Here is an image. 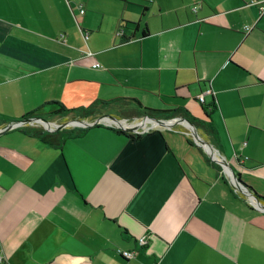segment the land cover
<instances>
[{
    "label": "crops",
    "instance_id": "crops-1",
    "mask_svg": "<svg viewBox=\"0 0 264 264\" xmlns=\"http://www.w3.org/2000/svg\"><path fill=\"white\" fill-rule=\"evenodd\" d=\"M262 7L263 0H0V129L29 114L60 118L61 108L136 99L210 123L215 135L195 132L232 168L228 178L221 165L217 172L180 129L133 140L108 124L67 127L58 131H84L60 148L39 136L50 132L45 125L11 129L0 135V264H264V200L256 207L229 184L239 176L264 197ZM122 20L139 27L124 44ZM201 94L206 106L215 101L207 113ZM114 114L108 106L85 119L68 116L95 122Z\"/></svg>",
    "mask_w": 264,
    "mask_h": 264
},
{
    "label": "trees",
    "instance_id": "trees-1",
    "mask_svg": "<svg viewBox=\"0 0 264 264\" xmlns=\"http://www.w3.org/2000/svg\"><path fill=\"white\" fill-rule=\"evenodd\" d=\"M139 30L138 24H127L126 21L122 20L119 24V29H118V35L117 37L119 38V42L121 44L128 43L132 41L137 34ZM143 34L147 33L146 30L142 32ZM108 106H113L117 109V112H128V116L124 115L125 118L129 119H134V118H140V117H149V118H154L159 117L162 114H172V116H181L184 118H188V120L197 128H203L207 131L208 134H211L212 136L215 135V129L214 127L208 123L204 122L202 120H199L195 117H193L187 110L183 108H177L175 110H168V111H163V110H154L150 108L144 107L139 101L136 99H127V98H118L112 101H96L89 107H81L77 109H67V108H61L60 111L56 112L55 114L62 115V116H68L70 114H74L76 117H80L82 119L94 116V115H99L104 113V110ZM203 109L207 113L208 108H215V101L208 106L203 104ZM29 117H32L33 115L29 114L27 115ZM29 117H24L29 118ZM113 130L119 134V135H124L130 139H140L141 135L140 134H133V133H128L122 129H115ZM83 129H71V130H62L58 132H46L42 130L39 136L48 143L52 147H58L60 148L65 140L68 138H71L74 135H78L81 132H83ZM189 144H193V142L189 141ZM206 162L211 165L217 172H222V169L220 165L212 162L208 157L205 156ZM238 180L240 181L239 176H237ZM223 181L227 183L226 179L223 177ZM243 185L250 191L252 192L256 198L264 200V197H261L255 193V191L247 186L246 184L243 183Z\"/></svg>",
    "mask_w": 264,
    "mask_h": 264
},
{
    "label": "water",
    "instance_id": "water-1",
    "mask_svg": "<svg viewBox=\"0 0 264 264\" xmlns=\"http://www.w3.org/2000/svg\"><path fill=\"white\" fill-rule=\"evenodd\" d=\"M107 118H110V120L111 121H113L114 123L113 124H115V127H117V128H121V129H123V130H125V131H128V132H135V131H137L138 130V128L140 127V124L142 123V122H145V121H154V122H157V123H159V124H166V123H168V122H172L173 120H169V121H165V120H160V119H154V118H149V117H143L144 119H143V121L142 122H140V121H138V120H135L134 122H132L131 124H129L127 127H122V126H120L117 122H116V120H114L113 118H112V116H110V115H103V116H101V117H99V118H97L96 119V121L92 124V125H95V124H97V123H99V122H107ZM176 119H179V120H182V121H184L185 123H187L189 126H190V130L192 131V130H194L195 129V131H196V128H195V126L188 120V119H186V118H184V117H178V118H176ZM175 120V119H174ZM33 122H42V124H44V123H48V122H46V121H41L40 119H38V118H31V117H29V118H25V119H22V120H20V121H17V122H14V123H11V124H9L8 126H6L4 129H0V135L2 134V133H4V132H7V131H10L11 129H15L17 126H19L18 124L19 123H25L26 125H28V124H31V123H33ZM69 123H71L70 125H67V126H61V127H58V129H62V128H65V127H68V126H72V127H89V126H91V125H89L88 123H86V122H84V121H76V120H74V121H70ZM68 123V124H69ZM175 124H178L177 122H175V123H173L172 125H170V127L169 126H164V128L163 129H159V128H154L156 131H159V133H161V131L162 130H166V129H171L172 128V126H174ZM153 128V127H152ZM46 130H48V131H51V129H48V128H46ZM197 132V131H196ZM195 136L197 137L198 135L195 133ZM194 136V137H195ZM196 139V138H195ZM196 141V140H195ZM200 142H201V144H199L197 141H196V144H197V146L199 147V148H201L203 151H205L209 156H210V154H209V150H207L206 149V147H207V144H206V142L205 141H203L202 139L200 140ZM211 157V156H210ZM211 159L214 161V162H216V163H218L219 165H221L222 167H223V170H224V173L226 174V176H227V171H226V169H225V167H227L228 166V168L231 170L232 168H231V166L225 161V159L224 158H222V159H224V163H220V162H218V161H216V160H214L212 157H211ZM226 165V166H225ZM232 171V170H231ZM228 178V177H227ZM228 182H229V180H228ZM231 183V184H230ZM229 184L234 188V189H237V190H239V191H243L244 189L246 190V191H243V192H247L245 195L246 196H248V198L250 199V201H251V203L252 204H254L256 207H259V202H258V199L256 198V196L252 193V192H250L245 186H243L240 182H238L237 181V183L234 185L232 182H229Z\"/></svg>",
    "mask_w": 264,
    "mask_h": 264
},
{
    "label": "bare ground",
    "instance_id": "bare-ground-1",
    "mask_svg": "<svg viewBox=\"0 0 264 264\" xmlns=\"http://www.w3.org/2000/svg\"><path fill=\"white\" fill-rule=\"evenodd\" d=\"M264 1V0H263ZM205 102V101H204ZM201 103V102H200ZM203 104V103H202ZM143 119L144 118H136V119H134L132 122H134L135 120H138V121H140V122H142L143 121ZM107 120V122H99V123H97V124H95V125H101V124H108V125H111V126H113V127H115L114 125H113V121H111L110 120V118H107L106 119ZM117 121V120H116ZM86 123H88L89 125H91V126H93L92 124L94 123V122H88V121H85ZM131 122V123H132ZM175 122H177V123H184V124H186V125H188L187 123H185L184 121H182V120H179V119H175V120H173L172 122H168V123H166L165 125L163 124V125H157V124H155V123H153V122H151V121H145V122H142L141 124H140V127L139 128H143V129H145V128H148L147 126H151V127H153V128H159V129H161V128H164V126H170V125H172L173 123H175ZM36 122H33V123H31V124H35ZM130 123V124H131ZM71 123H69V124H66V125H64V124H62V125H57V124H47V123H45V124H42V126L44 127V125L45 126H47V127H44L45 129L46 128H50V129H56V130H61V129H58V127H61V126H67V125H70ZM129 125V124H128ZM127 124L125 125V126H128ZM189 126V125H188ZM190 127V126H189ZM65 128H67V127H65ZM63 129V128H62ZM115 129H121V128H117V127H115ZM123 130V129H122ZM125 131V130H124ZM51 132V131H50ZM126 132H128V131H126ZM148 132H152V131H149V130H137V131H135V132H128V133H133V134H141V133H148ZM192 132L194 133V135H195V129L194 130H192ZM197 134V133H196ZM195 138L200 142V138L197 136H195ZM201 143V142H200ZM206 149L207 150H209V154H210V156L214 159V160H217V161H221V157H220V155L218 154V153H216V152H214V151H212L211 149H209V147H206ZM226 166V165H225ZM225 169H226V171H228V166L227 167H225ZM223 172H224V170H223ZM237 179L236 178H234V182L235 183H237ZM239 182V181H238ZM247 193V192H246ZM144 239H145V245H146V243H147V239L144 237ZM141 240V239H140Z\"/></svg>",
    "mask_w": 264,
    "mask_h": 264
},
{
    "label": "rangeland",
    "instance_id": "rangeland-1",
    "mask_svg": "<svg viewBox=\"0 0 264 264\" xmlns=\"http://www.w3.org/2000/svg\"><path fill=\"white\" fill-rule=\"evenodd\" d=\"M127 115L128 116V112H124V110H123V112H117V114H114L113 116H112V118L114 119V120H117L116 122L120 125V126H122V127H127V126H125L126 124L128 125V124H130L134 119H129V118H125V116ZM46 116H49V118H50V122L51 123H53V124H57V125H62V124H64L66 121H70V120H72L73 118H72V116H68V117H53V116H50V115H46ZM102 116V115H101ZM100 116H95V117H92L91 119H89L90 121H94V119H97V118H99ZM175 117H181V116H175ZM142 117H140V119H141ZM165 121H168V120H165ZM114 123V122H113ZM36 124V123H35ZM114 126H115V124H113ZM39 127H41V126H39ZM148 128H145V129H143V128H138V130H149V131H156L154 128H152L151 126H147ZM42 128V127H41ZM68 128H72V126H68ZM196 128V131H197V133L198 134H200V136L202 137V135H201V130H200V128H197V127H195ZM172 129H180V130H182L183 132H187L188 133V136L189 137H191L192 138V140H193V142L194 143H196V139L193 137V135H191V131H189V129H187V128H185L182 124H175L174 126H172ZM171 129V130H172ZM165 131H167V130H165ZM203 139H205L204 137H202ZM207 140V139H206ZM205 140V142L207 143V144H209V146L213 149V146L209 143V141L207 140L206 141ZM197 145V144H196ZM213 150H215V149H213ZM196 151H198L199 152V150H196ZM203 151V150H202ZM204 153H205V155H206V157H208V158H211L205 151H204ZM212 160V159H211ZM223 174V173H222ZM224 176L226 177V174L224 173ZM227 178V177H226Z\"/></svg>",
    "mask_w": 264,
    "mask_h": 264
},
{
    "label": "built area",
    "instance_id": "built-area-1",
    "mask_svg": "<svg viewBox=\"0 0 264 264\" xmlns=\"http://www.w3.org/2000/svg\"><path fill=\"white\" fill-rule=\"evenodd\" d=\"M261 10L264 11V7H262ZM83 13H84V10H81V14H83ZM250 30H251V27L247 28V31H250ZM95 67L97 69H103V66L100 64L95 65ZM198 101H200L201 103H204L205 100H204L203 94L199 95ZM18 125L19 126H25L26 124L25 123H19ZM19 126H17V127H19ZM139 243L141 246H144L145 245V239L142 238L139 241ZM118 253L126 260L133 259L136 256V251L118 250Z\"/></svg>",
    "mask_w": 264,
    "mask_h": 264
},
{
    "label": "flooded vegetation",
    "instance_id": "flooded-vegetation-1",
    "mask_svg": "<svg viewBox=\"0 0 264 264\" xmlns=\"http://www.w3.org/2000/svg\"><path fill=\"white\" fill-rule=\"evenodd\" d=\"M173 110H175V109H173ZM31 118H38V119H40L41 121H46V122H50V118L48 117V116H44V115H35V116H32ZM176 118H178V117H175V116H172V114H162V115H160L159 117H156V119H160V120H174V119H176ZM186 119H188V118H186ZM70 121H74L73 119L72 120H70ZM69 121V122H70ZM66 122H68V121H66ZM65 122V123H66ZM36 124L37 125H39V126H41V127H43L42 126V122H36ZM44 129V128H43ZM51 131H53V132H56V131H58V130H51Z\"/></svg>",
    "mask_w": 264,
    "mask_h": 264
}]
</instances>
